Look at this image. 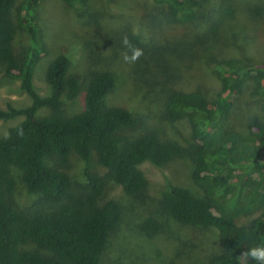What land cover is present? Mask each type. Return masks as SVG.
<instances>
[{
	"label": "trees",
	"instance_id": "1",
	"mask_svg": "<svg viewBox=\"0 0 264 264\" xmlns=\"http://www.w3.org/2000/svg\"><path fill=\"white\" fill-rule=\"evenodd\" d=\"M40 1L27 0L17 7L16 23L17 0H0V65L7 74L20 78L32 99L27 107L0 106V120L24 116L0 137V264H103L110 233L123 218L118 201L97 203L107 180L137 196L147 185L139 164L165 165L178 157L193 162L194 182L205 196L166 179L161 195L167 212L180 223L219 231L228 251L214 256L210 264H256L243 253L264 245V124L257 121L255 130H240L233 115L234 95L243 94L245 88L251 89V99L264 98V61L217 58L214 71L221 90L212 103L201 91L167 89L166 116L171 121H189L192 141L188 146L155 133L134 136L129 131L137 129L141 119L127 108L107 103L116 83L111 72L92 77L83 109L73 116L63 114L64 97L78 95L80 80L69 75L71 62L66 54L57 56L47 68L51 92L44 96L37 91L34 70L47 51L33 22ZM63 1L78 10L89 5V0ZM153 2L166 9L169 19L183 23L195 21L202 7L201 0ZM18 26L30 33L32 41L22 55L14 49ZM42 110L50 112L40 114ZM73 152L86 162L95 154L107 169L104 175L85 171L89 182L85 198L76 197L65 169ZM13 167L21 170L27 191L40 193L44 202L55 207L53 211L29 212L17 206ZM258 212L247 223L240 222L239 216ZM143 228L151 234L161 231L160 223L152 218Z\"/></svg>",
	"mask_w": 264,
	"mask_h": 264
},
{
	"label": "rangeland",
	"instance_id": "2",
	"mask_svg": "<svg viewBox=\"0 0 264 264\" xmlns=\"http://www.w3.org/2000/svg\"><path fill=\"white\" fill-rule=\"evenodd\" d=\"M27 0H17L13 17L18 22V8ZM198 18L193 22L169 19L166 9L153 0H89L86 9L78 10L63 0H41L36 7L34 27L44 41L47 51L42 53L34 70V85L41 95H48L51 87L46 79L47 68L60 54L70 58L69 75L80 80L76 97H64L63 114L73 116L82 111L88 84L99 72L115 75L114 89L107 95V103L129 109L141 119V125L129 131L137 136L155 133L163 139L188 146L192 141L187 119L171 121L166 116L167 89L187 92L201 91L212 103L221 90L214 71L217 58L247 57L255 63L264 61V0H201ZM261 19L257 20L258 17ZM24 24L26 19L21 21ZM128 36L131 43L143 49L135 63H126L125 53L131 54L122 43ZM32 46L30 33L18 26L14 49L18 55ZM235 94L233 123L240 130H255L257 121L264 124V98L251 99L249 91ZM63 98V97H62ZM30 95L21 80L7 74L0 65V106L27 107ZM50 112V111H49ZM42 110L40 114L49 113ZM24 119L19 115L0 120V137ZM56 163L55 159L51 160ZM147 185L141 194L129 195L123 186L108 179L97 198L99 205L109 199L118 201L123 209L120 225L110 233L103 254V264H210L211 259L228 251V244L214 227L183 224L174 219L163 206L162 191L166 179L205 196L193 179V162L178 157L165 165L151 161L139 164ZM73 182L76 197L85 198L89 182L88 169L104 175L94 154L86 162L72 153L65 168ZM16 179L15 203L25 211H53L40 193H30L25 187L21 170L12 168ZM241 215L247 223L259 215ZM152 218L161 231L151 234L143 224ZM27 247V246H26Z\"/></svg>",
	"mask_w": 264,
	"mask_h": 264
},
{
	"label": "clouds",
	"instance_id": "3",
	"mask_svg": "<svg viewBox=\"0 0 264 264\" xmlns=\"http://www.w3.org/2000/svg\"><path fill=\"white\" fill-rule=\"evenodd\" d=\"M122 43L125 47L129 48L131 51L130 55L125 53L123 56V59L126 63H135L143 55V49L135 47L131 43L128 36L123 37ZM243 255H246L250 257L252 260L256 261V264H264V245L251 247L248 251L243 253Z\"/></svg>",
	"mask_w": 264,
	"mask_h": 264
}]
</instances>
